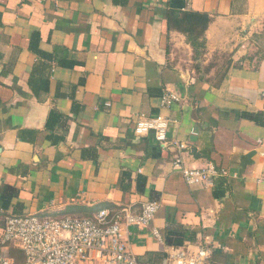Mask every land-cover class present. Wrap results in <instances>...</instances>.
Returning <instances> with one entry per match:
<instances>
[{
    "label": "crops",
    "instance_id": "1",
    "mask_svg": "<svg viewBox=\"0 0 264 264\" xmlns=\"http://www.w3.org/2000/svg\"><path fill=\"white\" fill-rule=\"evenodd\" d=\"M169 10L210 16L200 54L169 31ZM263 21L264 0H0V189L18 193L6 214L90 218L154 200L152 224L129 230L137 259L204 245L209 264H264ZM141 114L172 120L185 167L228 174L186 184L173 147L135 134ZM178 226L195 237L167 247Z\"/></svg>",
    "mask_w": 264,
    "mask_h": 264
},
{
    "label": "built area",
    "instance_id": "2",
    "mask_svg": "<svg viewBox=\"0 0 264 264\" xmlns=\"http://www.w3.org/2000/svg\"><path fill=\"white\" fill-rule=\"evenodd\" d=\"M177 102V95L166 92L161 105L171 108ZM134 123L136 135L153 134L159 144L176 150L173 167L182 172L186 184L211 186L216 178L228 174L212 164L199 169L185 167L187 145L169 140L170 118L141 114ZM159 209V202L151 200L138 209L126 207L117 213L101 208L90 218L12 215L0 228V264H16L10 249L23 252L24 264H139L130 249L129 230L148 228ZM153 234L162 239L157 230ZM212 254V249L204 245L196 250L176 248L166 264H209Z\"/></svg>",
    "mask_w": 264,
    "mask_h": 264
},
{
    "label": "trees",
    "instance_id": "3",
    "mask_svg": "<svg viewBox=\"0 0 264 264\" xmlns=\"http://www.w3.org/2000/svg\"><path fill=\"white\" fill-rule=\"evenodd\" d=\"M211 20L210 16L205 13L192 11L181 12L169 10L167 14L169 31L174 30L185 35L187 42L193 48L194 53L198 54H200V48L204 46L205 32L208 29ZM252 41L259 49L260 58H264V32L254 34ZM17 195V191L8 185H3L0 189V199L2 201L3 209L0 212V228H4L6 219L12 216H8L6 211L10 208L12 200ZM112 211L117 213L119 209ZM191 237L194 238L195 233L182 226L168 228L163 234V240L167 247H181L187 241H192ZM10 255L16 260V264H24L25 256L22 251L18 249H10ZM166 257L167 254L165 252L149 253L146 256L139 258L138 262L139 264H161Z\"/></svg>",
    "mask_w": 264,
    "mask_h": 264
},
{
    "label": "rangeland",
    "instance_id": "4",
    "mask_svg": "<svg viewBox=\"0 0 264 264\" xmlns=\"http://www.w3.org/2000/svg\"><path fill=\"white\" fill-rule=\"evenodd\" d=\"M261 32H264V21L262 22V31ZM260 32V33H261ZM258 53H257V57H260V54H259V49H258V51H257ZM225 60V57H223L222 58V62Z\"/></svg>",
    "mask_w": 264,
    "mask_h": 264
}]
</instances>
